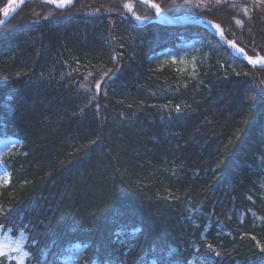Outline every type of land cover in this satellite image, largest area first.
<instances>
[{
  "label": "trees",
  "instance_id": "1",
  "mask_svg": "<svg viewBox=\"0 0 264 264\" xmlns=\"http://www.w3.org/2000/svg\"><path fill=\"white\" fill-rule=\"evenodd\" d=\"M153 1L264 54L259 13L237 26L227 0ZM191 40L208 54L193 69L158 65ZM252 71L264 86V68L209 30L138 23L122 0H27L0 26V137L21 145L6 158L0 226L26 235L33 264H63L76 245L84 264H264V92ZM249 210L260 219L240 217Z\"/></svg>",
  "mask_w": 264,
  "mask_h": 264
},
{
  "label": "rangeland",
  "instance_id": "2",
  "mask_svg": "<svg viewBox=\"0 0 264 264\" xmlns=\"http://www.w3.org/2000/svg\"><path fill=\"white\" fill-rule=\"evenodd\" d=\"M61 2L62 0H58ZM124 4V9L130 16H132L137 22L143 23L150 18H156L158 20H163L161 15H157L148 6L138 3L134 0H122ZM228 6H232L234 22L237 26H241L243 21L248 22L250 20L257 19L258 13L260 14L259 22L256 21L257 28H261L264 31V0H227ZM248 2V3H246ZM218 5L222 4L219 0ZM33 13H37L33 10ZM182 15V14H180ZM191 15V14H190ZM188 15V16H190ZM147 17V19L137 20L136 17ZM239 21V23H237ZM228 31V30H227ZM185 49L181 52H174L169 49L163 50L159 53L157 57V63L160 66L164 65H177L179 69H193L196 65L198 59L202 58L203 53H201V48L197 46L195 40L186 41ZM256 55V54H255ZM258 56V54H257ZM264 68V67H263ZM107 74V75H106ZM109 73L103 74V76L98 80L100 85L99 93L102 92V85ZM260 75L255 71L246 75V78L252 81L256 86L259 85L261 91L264 92V86L260 81ZM7 78H3L1 82H5ZM257 80H259L257 82ZM245 83V80H243ZM20 140L10 137L3 136L0 137V188L6 185L10 179V170L6 163V158L19 151ZM260 158V157H259ZM261 160V159H258ZM241 218L246 217L247 219H260V216L256 214L253 210H249L248 214H241ZM26 235L22 232H14L8 227L0 226V251L4 253L6 263L5 264H33L31 262V254L26 247ZM83 249L80 247L72 246L68 248L67 253L62 259L63 264H83L80 258V253ZM1 257V256H0Z\"/></svg>",
  "mask_w": 264,
  "mask_h": 264
},
{
  "label": "water",
  "instance_id": "3",
  "mask_svg": "<svg viewBox=\"0 0 264 264\" xmlns=\"http://www.w3.org/2000/svg\"><path fill=\"white\" fill-rule=\"evenodd\" d=\"M13 1H15V0H9V2L7 3L6 6H7L8 10H9L10 5H11V3ZM47 1H49L53 6L60 7V8H64V7L70 6L75 0H71L70 3L67 2V0H65L66 3L62 2L63 0L61 2H58L56 0H47ZM134 1L144 3V4L148 5V6H150L152 9H154L152 7V4H154L152 1H151V3L142 2V0H134ZM15 10H13L11 13H14ZM10 15L11 14H7V15H4L3 16V18L0 20V26L6 22L7 18L10 17ZM161 15H163V17L166 19V21L168 23H172V24H176V25H184V24H188V23H197V24H199V26L204 27L205 29L209 30L210 32H212V33L217 34L218 36H220L219 33L215 30V27H214V24H216V23H213L210 20H207V19H204V18H200V19H181V18H178L176 16H172V15L166 13L164 10L162 11ZM216 25H218V24H216ZM220 30L223 31V29H222L221 26H220ZM223 33H224V31H223ZM220 37H221V41L223 43H228L229 41H231V42L234 43V45L237 47L238 50L241 49V47L234 40H229L225 36H220ZM238 54H239L240 57H242V58H244V59H246L248 61L247 57L249 55L248 56H244L239 51H238ZM253 66H255V65H253ZM258 66H264V65L258 64Z\"/></svg>",
  "mask_w": 264,
  "mask_h": 264
},
{
  "label": "bare ground",
  "instance_id": "4",
  "mask_svg": "<svg viewBox=\"0 0 264 264\" xmlns=\"http://www.w3.org/2000/svg\"><path fill=\"white\" fill-rule=\"evenodd\" d=\"M27 0H17V1H13L12 3H11V5H10V8H9V10H8V8H7V3L9 2V1H7V3L5 4V5H3L1 8H0V14H2V15H7V14H11L10 15V17H8L7 18V20H9L14 14H16L20 9H21V7L23 6V4L26 2ZM57 1V0H56ZM154 4H156L153 0H151ZM62 2H64V3H66L65 2V0H63ZM122 3H123V1H122ZM71 6V5H70ZM70 6H68V7H70ZM123 6H124V4H123ZM68 7H65V8H68ZM161 7V6H160ZM56 8H59V7H56ZM16 9V10H15ZM13 10H15L14 11V13H11ZM163 10V9H162ZM165 11V10H164ZM166 12V11H165ZM128 13V12H127ZM166 13H168V12H166ZM169 14V13H168ZM182 15H172V16H176V17H178V18H181V19H200V18H204V17H189L188 15V13H186V12H184V13H181ZM171 15V14H170ZM132 17V16H131ZM3 17H1V19H2ZM133 18V17H132ZM0 19V20H1ZM134 19V18H133ZM204 19H207V18H204ZM135 20V19H134ZM148 20H151V21H156V22H160V23H165V24H170V25H176V24H172V23H168L167 21H166V19L165 20H158V19H156V18H150V19H148ZM207 20H210V19H207ZM136 21V20H135ZM147 21V20H146ZM210 21H212L213 23H216V24H218V25H220L219 23H217V22H215V21H213V20H210ZM137 22V21H136ZM139 23V22H138ZM142 23V22H141ZM189 25H195V26H199V24H197V23H188ZM216 24H214V27H215V25ZM3 25V24H2ZM1 25V26H2ZM204 28V27H203ZM215 30L219 33V35H220V32H221V30L219 29H216L215 28ZM212 33V32H211ZM214 34V33H213ZM217 38H219V40L221 41V35L220 36H218L217 34H214ZM223 36H225L226 38H228L227 37V35L224 33V35ZM229 40H234L242 49H244V53H241L242 55H244V56H252L254 59L256 58V57H258V56H264V54H262L261 52H256V53H254V54H250V53H248L247 51H246V49L243 47V46H241L237 41H236V39H230V38H228ZM221 43H223L222 41H221ZM224 45H226V46H228L230 49H231V51L235 54V55H237L238 57H240L239 56V54H238V49H237V47L235 46V47H233L232 46V44H229V43H223ZM201 53H203V55H202V57H208V54L205 52V51H203V50H201ZM256 54V55H255ZM257 54H258V56H257ZM240 58H242V57H240ZM201 59V58H200ZM242 59H244V58H242ZM199 60V59H198ZM197 60V61H198ZM250 66H253L249 61H247L246 59H244ZM197 63V62H196ZM174 66H177V65H174ZM255 66H257L258 68H263L264 66H258V64L257 65H255Z\"/></svg>",
  "mask_w": 264,
  "mask_h": 264
},
{
  "label": "snow or ice",
  "instance_id": "5",
  "mask_svg": "<svg viewBox=\"0 0 264 264\" xmlns=\"http://www.w3.org/2000/svg\"><path fill=\"white\" fill-rule=\"evenodd\" d=\"M67 2L70 3L71 0H67ZM142 2H148V3H151V0H142ZM188 2H189V0H185V3H186V4H187ZM217 2H219V0H217ZM152 7L155 9V12H156L157 15H160V14L162 13V11H163V10L161 9V7H160L159 4H152ZM136 19H137V20L147 19V17H143V18H142V17L137 16ZM237 23H239V21H238ZM215 28L219 30V29H220V26H219V25H215ZM220 35H221V36L224 35L223 31L220 32ZM228 43H229V44H232V46L235 47V45H234L233 42L229 41ZM238 51H239L240 53H244V49H242V48L239 49ZM247 59H248V61H249L251 64H253V65H257V64L264 65V56H258V57H256L255 59H253L251 56H248ZM106 75H107V74H106ZM96 87H97V89H99V87H100L99 83L96 85ZM178 111H179V109H178ZM77 247H79V245H77ZM209 248H211V245H209ZM2 255H4V253H3L2 251H0V256H2ZM217 255H219V253H217Z\"/></svg>",
  "mask_w": 264,
  "mask_h": 264
}]
</instances>
